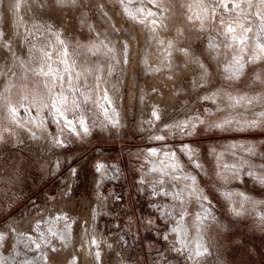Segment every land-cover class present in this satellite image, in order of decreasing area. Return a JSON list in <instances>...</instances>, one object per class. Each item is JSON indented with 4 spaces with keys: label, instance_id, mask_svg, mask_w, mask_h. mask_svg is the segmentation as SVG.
I'll return each mask as SVG.
<instances>
[{
    "label": "rangeland",
    "instance_id": "1",
    "mask_svg": "<svg viewBox=\"0 0 264 264\" xmlns=\"http://www.w3.org/2000/svg\"><path fill=\"white\" fill-rule=\"evenodd\" d=\"M149 11L156 15L148 17ZM196 15L204 13L191 0H77V6L0 0V264H264V185L248 175L264 176V117L256 115L264 112V83L256 80L257 74L264 80V60L246 64L239 79H227L229 63L239 53L221 48L217 58L207 39L217 24L203 33L189 31L199 28ZM151 19L157 20L155 30ZM177 30L200 37L190 49L193 55L175 50L188 44H177ZM57 35L69 53L71 82ZM249 44L255 46L253 40ZM41 49L52 53L47 64L64 76V94L79 105L68 118L82 117L89 135H61L62 124L43 107L50 103L46 85L53 81L31 71L40 66ZM201 61L207 69L203 80ZM229 96L259 97V102L232 107ZM21 106L29 112L20 113L24 126L18 127L8 108ZM37 109L41 126L28 122ZM196 115L204 123L191 137L165 128ZM225 118L262 122L242 131L206 127ZM158 135L165 140L151 138ZM56 138L65 146H57ZM185 144L197 149L203 170L179 151ZM233 144L253 145L257 154L229 147ZM151 148L157 153L150 155ZM164 152H175L182 168L174 171L170 165L176 158ZM217 154L223 155L217 159ZM98 163L106 165L102 173L96 171ZM185 174L196 177V186L212 203L215 220L205 221L203 228L195 219L200 202L189 196L191 181L170 178ZM153 186L179 198L155 195ZM222 192L233 193L231 201ZM239 193L250 199L242 201ZM159 205L164 207L158 211ZM169 206L174 214L165 216ZM181 207L183 219L175 215ZM180 227L187 229L186 240ZM197 237L207 248L198 260L171 250L179 240L176 247L187 243L186 251H192Z\"/></svg>",
    "mask_w": 264,
    "mask_h": 264
},
{
    "label": "snow or ice",
    "instance_id": "2",
    "mask_svg": "<svg viewBox=\"0 0 264 264\" xmlns=\"http://www.w3.org/2000/svg\"><path fill=\"white\" fill-rule=\"evenodd\" d=\"M57 4L65 5L70 4L72 6H77V0H56ZM149 3L154 2V0H148ZM19 5H17L18 7ZM159 9V5H156ZM199 7L202 9L204 15H196L195 22L199 24V28L195 30L189 31H198V32H205L208 31L207 26L209 24H217V30L214 34H209L207 37L208 39V47L211 49L217 50V58L219 57V49L223 48L226 52L232 51L234 53H239V55H233L232 61L229 63V70L231 71L232 75L226 77L229 80H237L239 79L240 75L243 74L246 64H255L258 61L264 60V0H208L207 4L201 0ZM148 17H154L156 14L154 12L149 11L147 13ZM189 22H193V17H187ZM139 23H145L144 20L138 21ZM160 24H163V20L160 21ZM151 25L153 30L157 27V20L151 19ZM255 29V31H254ZM251 34V36H250ZM3 33L0 32V37H2ZM177 44H179L182 40H187L188 44L185 47H175V50L179 52L180 55L184 57H188L193 55L190 51L192 44L198 40L200 37L198 36H190L185 37L183 35V30H177ZM217 37L221 38L219 43L217 42ZM57 43L62 46V51L60 55L62 56L61 63L65 64V72L68 73L69 82H71V67L67 64V57L69 55L67 47L64 46V41L60 39L59 35L56 37ZM250 40L255 41V46L251 47L249 44ZM103 47L107 48V45H102ZM169 46L174 47L173 43L169 41ZM95 51H99V48L95 45L92 46ZM125 50H127V45H124ZM91 50V49H90ZM41 61L40 66L32 69L31 71L35 75L43 76L46 79L51 78L53 83L51 87H47V90L50 94V103H44L43 107L48 109L50 113L53 114L54 119L57 124H62L61 127V135L65 131H67L70 135L79 137L81 135H89L90 134V127L85 122V120L81 117L79 119H69V113H74L75 109L79 107L77 102L73 100H69L68 96L64 94L63 89V81L64 76L59 75L58 69L52 68L51 64H47V61L51 60L52 53L49 51H45L41 49ZM111 48H107V52H111ZM107 54V53H105ZM167 56H171L172 53L166 52ZM201 67L204 68L203 62L201 61ZM47 64V71L45 70V65ZM96 71H101L99 67H97ZM79 74H77L78 76ZM207 75V69L204 68V76L201 77V80L205 79ZM99 79V77H97ZM256 80L264 83V80L260 79L259 74L256 76ZM57 82H59V87H57ZM54 90H56L54 92ZM216 93H213L212 96H205L203 99L209 100L214 97ZM27 99V98H25ZM105 102L110 104L111 101L107 98V93H104ZM230 104L232 107L240 106L242 104L251 105L253 102H259V97H231L229 96ZM35 98L33 103H38ZM106 111V110H105ZM21 112L28 113L29 109L24 108L21 106V109L18 111L14 107L8 108V115L11 119V123L17 125L18 127H23L24 125L21 124L19 121L23 119L21 116ZM205 112H209L208 109H205ZM259 117H264V112H260L258 114ZM152 116L159 120L160 117L157 115V111H153ZM36 121L37 126H41L44 121L39 118V109L36 111V115L29 117V123L32 120ZM261 120L253 119L251 121H244L241 123L240 121H234L231 118H225L221 121H217L213 124L207 125L208 129H215L221 132L224 131H242L245 128L253 129L261 124ZM204 122L200 118L199 115L191 117L189 120L181 121L179 123H174L170 125H166L165 128L167 130L175 129L176 132L185 137H191L195 135V130L198 125H202ZM149 127H152V121L148 122ZM235 125V127H233ZM11 133H9V136ZM30 135L32 138H36L35 133L31 132ZM152 139L157 141L165 140L164 136H153ZM4 134L3 131H0V142H3ZM57 146H65V141L63 139L56 138L54 140ZM231 148L240 147L241 149H246L249 155H256L255 146L253 145H229ZM157 149L151 148L149 149V154H156ZM179 151L187 157V159L191 162L192 165L196 169L203 170V165L198 162V152L197 149L185 144L183 145ZM215 150H212L214 153ZM223 154H217V159ZM164 156L174 157L175 162L170 165V167L175 171L182 168V165L179 163L178 157H176L175 152H164ZM219 167V164L217 165ZM225 168H228V165H224ZM235 169L236 173H239V169H236L235 165L231 166ZM106 168V165L103 163H98L96 165V171L98 173H102ZM73 175H75V170H73ZM249 176H253L258 183L264 185V176H255L254 173L249 172ZM173 181L179 180L181 178L185 180L191 181L187 187L193 189L192 192L189 193V196L195 197L200 204L201 211L196 213L195 219L197 224L203 228L205 226L204 222L208 221L211 222L215 220L213 211H212V203L208 199L206 195L203 194L202 190H200L196 186V177L192 175L185 174L183 177L171 176L170 177ZM143 183V181H141ZM161 186H163L161 182ZM153 194L155 195H163L169 196L172 195V198L178 199L179 194H170L167 190L159 191L153 186ZM226 200L231 201L233 193L231 192H222L220 193ZM239 196L242 201H247L250 198L245 196L243 193H239ZM254 204L257 202H253ZM264 203V202H261ZM205 204L207 207H205ZM157 210L159 211L163 208V205L156 206ZM231 211L234 215L240 216L242 212L237 210L236 208H232ZM165 216H172L174 214V209L169 206L168 210L163 213ZM175 215H179L181 219L186 215V211L183 207H181L180 212L175 213ZM261 219L264 220V214H261ZM149 224L153 223L151 220L148 221ZM179 227V222H176ZM182 238L186 240L187 237V229L180 227L179 228ZM172 232H176L177 228L170 229ZM2 239V237H0ZM164 239L167 240V235L164 236ZM176 243H180V241H176L173 244L172 251H176L178 254H185L186 258L189 260H198L201 256L207 254V248L203 246V244L199 241V237H197L195 247L192 251H186L188 245L184 243L181 247H176ZM39 247V245H37ZM55 249H53L54 251ZM97 257H99V253H97Z\"/></svg>",
    "mask_w": 264,
    "mask_h": 264
},
{
    "label": "bare ground",
    "instance_id": "3",
    "mask_svg": "<svg viewBox=\"0 0 264 264\" xmlns=\"http://www.w3.org/2000/svg\"><path fill=\"white\" fill-rule=\"evenodd\" d=\"M193 5L195 7H197L198 10H200V12L203 13L202 9L199 7L200 3H201V0H191ZM253 44L255 45V41L253 40Z\"/></svg>",
    "mask_w": 264,
    "mask_h": 264
}]
</instances>
